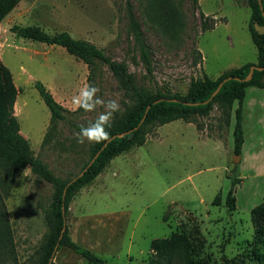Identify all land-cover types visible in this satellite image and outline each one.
I'll use <instances>...</instances> for the list:
<instances>
[{"label": "rangeland", "instance_id": "374dc122", "mask_svg": "<svg viewBox=\"0 0 264 264\" xmlns=\"http://www.w3.org/2000/svg\"><path fill=\"white\" fill-rule=\"evenodd\" d=\"M185 19L178 41L163 38L142 14V0H131L152 76L147 75L128 28L122 0H21L0 23V62L14 123L34 155L62 180L80 170L87 141L77 142L74 127L59 122L54 140L42 147L49 111L35 83H41L60 105L76 108L72 98L90 83L94 67L59 46L26 40L10 28L37 27L54 34L67 32L90 42L118 63H125L137 84L169 95H185L189 83L211 79L244 64H255L257 52L249 32L250 10L238 0H175ZM214 25L202 32L199 13ZM202 57L196 62L197 52ZM103 99L117 100L122 114L129 105L125 92L106 67L94 79ZM236 105H233V109ZM103 108L68 119L87 126ZM244 142L234 155V117L226 123L217 106L196 123L175 120L155 128L142 146L112 159L68 206L65 225L70 239L105 264H151V242L184 234L202 264H264V220L254 224L251 210L264 197V90L249 87L243 102ZM11 140L0 132V158ZM234 160H238L234 163ZM0 166L5 178V206L18 264H33L48 233L52 187L27 168ZM234 182L235 206L224 204ZM220 204L215 205L216 198ZM53 264H89L66 247Z\"/></svg>", "mask_w": 264, "mask_h": 264}, {"label": "trees", "instance_id": "16d2710c", "mask_svg": "<svg viewBox=\"0 0 264 264\" xmlns=\"http://www.w3.org/2000/svg\"><path fill=\"white\" fill-rule=\"evenodd\" d=\"M20 1L0 0V23ZM192 1L193 3L197 2V0ZM242 1L250 10L248 32L256 48V63H247L238 68L226 70L215 79L203 75L201 79L189 83L183 96L169 95L156 87L146 89L138 85L134 76L128 72L125 63L112 61L103 49L90 42L75 39L67 32L48 34L33 26H13L10 28L11 33L17 37L50 46H59L75 59L88 66H93L94 70L89 83L91 85L94 84V79L101 75L102 67H106L118 82L119 87L125 92L129 102V105H125L122 114L114 115L111 122L112 126L108 129L111 138L117 134L128 133L122 137L113 138L103 149L105 142L101 144L89 143L84 148L79 172L69 180H62L56 177L42 160L31 153L26 141L15 132L17 124L14 123V117L8 105V93L6 85H4V73L0 62V132L5 131L6 139L11 140L10 146L4 152L5 159L0 158V166L7 170L8 179L9 175H13L10 167L20 165L27 168L39 181L50 184L53 191L47 212L49 217L48 233L35 253L33 264H48L53 252L62 247L80 255L89 264H105L102 259L70 239L68 228L65 225L69 203L82 187L91 183L101 174L112 159L129 152L134 147L142 146L155 128L175 120L194 124L196 118L208 116L214 106H217L226 123H229L231 115L234 117L233 153L240 155L244 142L242 110L245 90L249 87L264 90V69L261 71L254 70L251 79L249 81L244 80L248 76L250 67L264 68V32L260 33L255 29V26L264 29V17L262 15L264 0H260L261 5H259L258 0ZM122 3L128 28L134 43L138 47L145 71L147 75L152 76L148 47L143 41V34L140 24L135 18L131 0H122ZM141 4L145 21L159 35L173 41L180 39L186 23L180 5L175 0H142ZM199 16L202 19L200 25L202 32L213 28L214 25L206 23L207 16H204L202 12L199 13ZM196 52V62L198 63L202 61V57L199 51ZM220 84V88L211 98ZM35 88L52 119V124L42 138V147L54 140L59 122H65L77 131L80 130V126L70 121L68 117L84 112L82 109L70 111L64 108L39 82L35 83ZM234 104L236 107L233 109ZM96 154L98 155L94 159ZM92 159L94 161L85 173L77 178V175L87 167ZM73 179L75 180L73 181ZM4 182L5 178L0 176V186L3 188ZM233 189L234 182L232 181L231 188L224 199V204L230 211L235 206ZM4 200V192L0 187V264H18ZM219 200V197L216 198L214 204L219 205ZM250 213L254 224L260 219L264 220V197L262 202L255 206ZM63 227L64 231L61 235ZM150 247L154 252L151 264H202L194 258V246L184 234H173L168 239L154 240Z\"/></svg>", "mask_w": 264, "mask_h": 264}, {"label": "clouds", "instance_id": "9594fccd", "mask_svg": "<svg viewBox=\"0 0 264 264\" xmlns=\"http://www.w3.org/2000/svg\"><path fill=\"white\" fill-rule=\"evenodd\" d=\"M100 89L95 85L86 84L78 94L73 96L72 104L76 109H82L85 113L96 112L103 108L96 118L89 122L87 126L81 125L76 133L77 142L80 144L87 141L90 144H101L111 139V133L108 131L112 126L114 114L120 111V105L117 100H105L98 93Z\"/></svg>", "mask_w": 264, "mask_h": 264}, {"label": "water", "instance_id": "95a60500", "mask_svg": "<svg viewBox=\"0 0 264 264\" xmlns=\"http://www.w3.org/2000/svg\"><path fill=\"white\" fill-rule=\"evenodd\" d=\"M258 3H259V5H261L260 0H258ZM260 9L262 10V7H261V6H260ZM262 15H263V17H264V12H263V11H262ZM255 29H256L257 32H260V33L264 32V29L261 28V27H259V26H255ZM263 69H264V68H260V67H256V66H252V67H250V69H249V73H248V76H247L244 80H245V81H249V80L251 79V77H252V74H253V71H254V70L261 71V70H263ZM226 80H228V79H226ZM226 80H225V81H226ZM220 86H221V84L219 85V87L217 88V90L213 93V95L211 96V98L216 94V92L218 91V89L220 88ZM211 98H210V99H211ZM129 132H130V131H129ZM127 133H128V132L114 135L110 140H112V139L115 138V137H122L123 135H125V134H127ZM110 140L104 143L102 149L107 145L108 142H110ZM97 155H98V154L95 155L94 159L96 158ZM94 159H92V161H90V162L88 163L87 167H86L82 172H80V173L77 175V178L81 177V176L85 173V171H86L87 168L92 164V162L94 161ZM237 162H238V160H236V161L234 160V163H237ZM74 180H75V179H73V181H74ZM73 181H72V182H73ZM64 226H65V225H64ZM63 231H64V227H63V229H62V231H61V235H62ZM61 235H60V237H61ZM54 253H55V252H53L51 258L49 259L48 264H51V262H52V260H53V255H54Z\"/></svg>", "mask_w": 264, "mask_h": 264}, {"label": "crops", "instance_id": "0c3cea01", "mask_svg": "<svg viewBox=\"0 0 264 264\" xmlns=\"http://www.w3.org/2000/svg\"><path fill=\"white\" fill-rule=\"evenodd\" d=\"M244 100H245V98H244ZM66 109H68V110H72L70 107H65ZM11 113H12V116H14V112L11 110ZM52 124V119H51V117L49 116V119H48V121H47V126H46V130H45V133H46V131L48 130V128L50 127V125ZM11 128V127H10ZM7 132H9V133H11L10 131H7ZM15 132L21 137V138H23L25 141H26V143H27V146H28V149L31 151V153L34 155V151H33V149L29 146V144H28V142H27V140L19 133V127H18V124H17V129L15 130ZM44 133V134H45ZM44 136V135H43ZM35 156V155H34Z\"/></svg>", "mask_w": 264, "mask_h": 264}]
</instances>
